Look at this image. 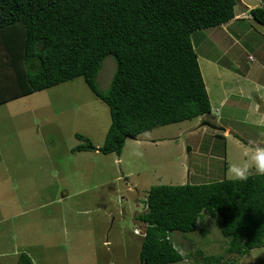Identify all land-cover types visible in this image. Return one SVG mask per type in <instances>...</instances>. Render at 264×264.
<instances>
[{
  "label": "rangeland",
  "instance_id": "rangeland-1",
  "mask_svg": "<svg viewBox=\"0 0 264 264\" xmlns=\"http://www.w3.org/2000/svg\"><path fill=\"white\" fill-rule=\"evenodd\" d=\"M243 1L264 8L263 0ZM251 24L253 41L225 58L236 59L241 80L251 69L264 71V64L256 67L264 53L256 49L264 41V25ZM219 30L194 35L201 45L196 51L200 63L202 55L215 58L229 44L219 39ZM115 65L112 57L102 63L96 78L100 91L108 88ZM200 66L209 87L207 70ZM258 80L264 83L260 76ZM215 82V91L229 89L218 72ZM235 85L240 86L237 81ZM211 99V113L203 119L128 139L119 156L72 152L80 144L75 134L99 148L110 125L107 105L81 77L0 104V264H17L23 253L33 264H139L142 237L135 232L143 233L146 227L138 216L147 210L149 188L234 179L230 166L245 156L244 150L250 157L253 148L239 145L247 143L241 131L264 135L253 122L243 123L245 104L233 109L232 126L237 131L226 138L224 156L212 133L226 113H215ZM200 146L207 150H199ZM216 221L204 212L194 232L172 233L169 237L184 258L172 264H216L213 258L222 255L227 264H264V247L248 256L226 254L228 241Z\"/></svg>",
  "mask_w": 264,
  "mask_h": 264
},
{
  "label": "trees",
  "instance_id": "trees-1",
  "mask_svg": "<svg viewBox=\"0 0 264 264\" xmlns=\"http://www.w3.org/2000/svg\"><path fill=\"white\" fill-rule=\"evenodd\" d=\"M238 0H0V104L81 77L108 109L110 125L95 148L75 134L72 152L120 155L126 140L210 114L193 37L234 19ZM264 25V8L250 10ZM115 61L108 88L96 78ZM139 264L184 258L170 235L217 218L225 253L264 247V175L206 184L157 185L147 191ZM222 257L216 264H227ZM211 259L207 257L206 260ZM17 264H33L23 253Z\"/></svg>",
  "mask_w": 264,
  "mask_h": 264
},
{
  "label": "crops",
  "instance_id": "crops-1",
  "mask_svg": "<svg viewBox=\"0 0 264 264\" xmlns=\"http://www.w3.org/2000/svg\"><path fill=\"white\" fill-rule=\"evenodd\" d=\"M263 4H264V0H263ZM254 8L255 7L250 6L245 1L238 0V5H236L235 10H234V15H235L234 19L218 27L205 29L211 32H215V31H218V29H220L219 31H220L221 38L219 39L222 41H225L226 43L229 42V44H227L228 47L227 46L224 47L223 52L219 53L215 58H209L205 55H202L205 58H203L202 63H200L199 57L196 51L197 50L199 51L198 46H201V45H199L200 42L196 40V38L194 39L193 37L192 39L194 50L197 55L200 72H201L204 85L206 88V92L208 95V99L210 102V113H211V107L213 106L211 98H213L214 100L213 101V104L215 105L214 112L219 113V111H221V112L226 113L225 116L222 115V117L219 118L220 127L216 126L217 129L213 130V133H212V136L213 137L215 136L214 138L218 139L219 142H221L220 147H222V150H223L222 153L224 154V156L226 154L225 147L227 148V141L225 144L226 138L232 136L234 132L237 131L236 128L232 126V122L236 114V112L235 113L233 112V109H237L245 104L247 107L244 112L243 123L246 125H250L249 122H253L254 125H256V127L260 128V131H264V83L258 80V76H260L264 80V71H261V74H258V72L254 73L252 69L249 70L248 72L245 71L247 72V74L244 77V79L241 80L242 77L236 71L238 67V62L236 61V59L234 60L225 59V58L231 57L232 51H235V50L241 51L243 50L245 43H251L253 41V38L251 37V34H250V27H252L251 22L253 23H256V22L252 19L250 15V10ZM245 20L246 21L248 20L251 22H246ZM246 25L249 26V29L246 27ZM205 30H202V31H205ZM241 40H243V42H241ZM256 49L258 50L263 49L264 51V41L259 46H257ZM252 61H254L253 58H252ZM261 61H264V53L258 59L259 63L256 66V67L259 66L260 69H261V65L264 64ZM202 64H204L207 70V76L209 79V83H208L209 87L207 86L205 82V77L201 70L200 65ZM216 72H218L219 74H222L225 77L226 82L229 83V89L227 88L224 89L220 87V90L218 89L217 91H215L214 86L216 83L215 82ZM235 73L237 74V76L235 75ZM236 81L240 84V86L238 85L234 86ZM217 83L220 84L219 77L217 78ZM244 100L247 102V104L244 102ZM231 112H232V115L230 117ZM203 117L204 116L200 118L203 119ZM206 133L207 132L205 131V134ZM240 134H242L247 139V143L243 142V143H239V145L250 146V147L259 146V147L264 148V135L262 133L251 135L250 131H241ZM215 146L216 145H213V146L210 145V148L215 147ZM205 149L202 146H200L199 148V150L201 151H205ZM212 150H214V148H212ZM216 152L218 153L219 151L216 150ZM244 153L249 154V152L246 150H244ZM105 243L108 244V242H105Z\"/></svg>",
  "mask_w": 264,
  "mask_h": 264
},
{
  "label": "clouds",
  "instance_id": "clouds-1",
  "mask_svg": "<svg viewBox=\"0 0 264 264\" xmlns=\"http://www.w3.org/2000/svg\"><path fill=\"white\" fill-rule=\"evenodd\" d=\"M253 170L260 175H264V148L259 146L251 148L250 157L246 153L238 162H234L230 166L229 172L235 180L246 181ZM142 234L144 235L135 233V235L144 237L145 230Z\"/></svg>",
  "mask_w": 264,
  "mask_h": 264
},
{
  "label": "built area",
  "instance_id": "built-area-1",
  "mask_svg": "<svg viewBox=\"0 0 264 264\" xmlns=\"http://www.w3.org/2000/svg\"><path fill=\"white\" fill-rule=\"evenodd\" d=\"M249 59L250 60H252V58L249 56ZM135 233H137V234H139V235H144V234H141V233H139V232H135Z\"/></svg>",
  "mask_w": 264,
  "mask_h": 264
},
{
  "label": "water",
  "instance_id": "water-1",
  "mask_svg": "<svg viewBox=\"0 0 264 264\" xmlns=\"http://www.w3.org/2000/svg\"><path fill=\"white\" fill-rule=\"evenodd\" d=\"M206 126H208L207 124H205Z\"/></svg>",
  "mask_w": 264,
  "mask_h": 264
}]
</instances>
